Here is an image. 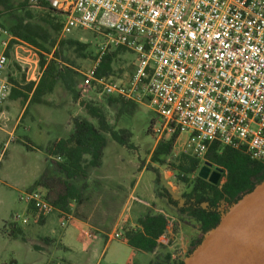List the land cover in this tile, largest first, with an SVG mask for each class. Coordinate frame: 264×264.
Here are the masks:
<instances>
[{
	"label": "built area",
	"instance_id": "2783aa9c",
	"mask_svg": "<svg viewBox=\"0 0 264 264\" xmlns=\"http://www.w3.org/2000/svg\"><path fill=\"white\" fill-rule=\"evenodd\" d=\"M36 5L37 0H31ZM61 17L59 39L72 29L90 31L98 54L83 72L82 90L118 98L152 112L156 142L186 135L184 150L204 164L211 145L229 148L264 165V0H48ZM0 53V106L9 98L6 50ZM26 49L30 46L22 44ZM135 55L125 82L98 76L102 57ZM33 67H36L33 64ZM30 70V68H28ZM34 72V68L32 73ZM8 120L0 113V129ZM13 141L10 139V142ZM8 144L0 148V160ZM21 201L41 217L54 207L39 189ZM65 215V214H63ZM164 216L169 223L168 216ZM26 224L25 218L13 217ZM69 221L64 216L60 226ZM92 239L91 234H87ZM123 238L115 232L112 239ZM167 227L158 249L174 244Z\"/></svg>",
	"mask_w": 264,
	"mask_h": 264
},
{
	"label": "rangeland",
	"instance_id": "374dc122",
	"mask_svg": "<svg viewBox=\"0 0 264 264\" xmlns=\"http://www.w3.org/2000/svg\"><path fill=\"white\" fill-rule=\"evenodd\" d=\"M25 3L26 6L23 8L22 5ZM33 5L31 0H9L6 5H0L1 30H5L8 21H12L14 17L24 18L25 12L30 14L31 23L42 24L46 27L41 23L44 18L41 11L30 8ZM55 35L51 32L52 40L57 41L59 33ZM6 39L7 37L0 33V52L2 42ZM65 39L78 41L85 44L86 48L77 52L74 48L64 46L59 56L54 57L57 50L54 47L56 42L53 45L50 42L44 44L48 53L35 48L28 50L18 43L16 44L17 56L29 60V64L31 61V64L20 63L19 60H15V56H12V69L23 74V67L33 66V62L36 61L39 67V61L43 55L47 59L46 62L55 60L58 68H68L73 73L74 90L81 92L82 88L78 87L82 79L81 74L91 66L98 54L97 40L93 33L81 29H72L61 40ZM134 62L135 55L118 50L110 66L112 80L117 81L118 79L115 74L116 70H121L122 75L131 74ZM56 88V95L49 98L51 104H30L13 136L14 140L8 144L6 154L0 160V264H57L60 258L70 259V262L74 264H149L165 259L166 254L171 255L173 263L182 262L184 264L191 255L189 252L192 249V241L201 238V232L199 225L193 219L179 215L176 208L167 203L165 194L174 201L180 202L181 195L187 191V186L176 180V171L169 165L176 166L175 158L182 153L190 155L184 150L186 135L176 139L171 156L163 165L152 162L151 156L158 143L148 132L152 112L145 107L138 106L135 112L128 117L119 105L114 108L109 106L107 97L94 92V107L103 111L106 122L112 130L115 132L127 130L128 147L120 146L106 133L101 166L98 169H89L85 178L68 180L59 173L54 164L57 159L52 157L53 162L48 161L49 156L45 152L47 146L63 138L67 120L70 115L75 114V107L70 102H66L62 95L70 96L72 102L75 99L65 90L63 84L59 83ZM4 138L7 137L4 136ZM2 146L3 144H0V148ZM203 166L204 164L201 163L200 168ZM47 170L50 171L51 176L45 177L40 186H34L35 181L45 175ZM199 170L195 174H198ZM35 189H39L49 202H53L58 195L68 190L75 200L71 202L72 208H68L69 213L82 217L83 212H87L89 216L93 214L94 223L101 220L102 225L113 226L121 214L116 232L122 233L123 237V228L128 225L127 222H123V219H127V215L131 216L134 209L141 207L145 213L164 214L170 219L168 228L175 240L174 244L162 246L151 254H141L126 247L123 238L98 239L94 241L95 244L92 247L86 244L88 240H79L78 233L75 232L67 241L69 248L62 249L58 246L60 239L64 237V233L74 230V227L67 225L62 228L55 212L50 213L45 228L33 223L27 225L28 222L25 225L21 222H13L15 215L19 217L29 215V213L24 215L29 205L21 201L20 197ZM98 193L103 196L94 197V194ZM101 198L110 199L113 205L99 206ZM68 200L71 201L70 198ZM125 201L127 203L122 214L119 204L123 205ZM144 203L148 206L144 207ZM232 209L233 207L225 208V213L228 214ZM4 227L8 233L17 227L20 234L13 233L11 237L5 235ZM59 232L60 234L63 232L62 237L57 235ZM113 233L110 231L108 235L112 236ZM46 235L52 238L51 246L41 245L42 237ZM88 245L94 250V258L83 254L84 248ZM33 246L41 247V249H33ZM16 257L18 262L14 263ZM149 259H151L150 262H148Z\"/></svg>",
	"mask_w": 264,
	"mask_h": 264
},
{
	"label": "trees",
	"instance_id": "16d2710c",
	"mask_svg": "<svg viewBox=\"0 0 264 264\" xmlns=\"http://www.w3.org/2000/svg\"><path fill=\"white\" fill-rule=\"evenodd\" d=\"M38 3L40 4L41 0H37ZM14 19L15 23L8 28L9 33L39 51L48 53L44 44L50 42L53 45L56 40H52L50 34L39 25L31 23L29 13L25 12L24 18L14 17ZM47 23L53 31L61 29V24L59 23L54 24L51 21ZM64 46L74 48L77 52H81L86 48L85 44L77 41L69 39L60 40L55 47L57 50L54 57L59 56ZM117 51L110 52L102 57L97 71L98 76L110 74L112 59ZM39 68L43 72L41 82L34 91V99L45 93L44 91L48 93L52 92L58 81L73 95L74 99L77 98V94L73 90V73L68 68H58L55 60L46 62V58L43 55H41L39 61ZM81 104L88 116L95 120V124L93 125L87 119L73 118L71 120L72 133L66 139L59 140L45 148L48 156L58 159L56 162L58 171L65 178L72 181L76 178H85L89 169L100 167L103 150L106 145V133L120 146L128 147L127 138H129V134L127 130L115 132L107 124L105 115L101 109L88 103ZM107 104H117L122 110H133L135 107L134 104L118 98L114 100L107 98ZM151 123L152 121L150 125ZM148 132L150 133V127ZM176 139L177 134H173L167 139L158 142L152 153L151 161L163 165L171 156ZM175 160L177 162L176 166L169 165L176 171V180L187 186V191L181 195L180 202L174 201L166 194L165 198L169 205L176 208L179 215L191 218L199 225L201 238L193 243L192 249L189 252L191 254L201 243L204 236L215 229L220 223L221 217L225 213V210H220L222 206L227 209L232 207L264 181V165L249 160L238 151L221 148L217 144H213L208 149L204 164L220 170V174L216 183H211L207 179H202L198 174H195L201 165V162L195 157L182 153ZM41 179L36 183V186L41 185L44 177H41ZM69 198L74 199L67 190L64 196L58 197L52 203V206L54 209L60 208L62 211H65L63 205H65V202ZM167 224L168 222L164 216L145 213L138 218L135 229H129L124 232L126 244L137 252L145 254L154 253L158 249L157 240L165 231ZM13 232L14 229L11 230V235H13ZM149 264L175 263L172 262L171 255L166 254L165 259L156 260Z\"/></svg>",
	"mask_w": 264,
	"mask_h": 264
},
{
	"label": "crops",
	"instance_id": "0c3cea01",
	"mask_svg": "<svg viewBox=\"0 0 264 264\" xmlns=\"http://www.w3.org/2000/svg\"><path fill=\"white\" fill-rule=\"evenodd\" d=\"M8 1L9 0H0V5L1 6L6 5ZM22 6L25 8L26 3H25V5L23 4ZM30 8H32L34 10H37L38 12L41 11V13H42V15L44 17L43 20H41V23L45 24L46 27H44V25H42V24H37V25H39L43 30L47 31L50 34V36H51V32H53V35L56 34L55 36H57V34L59 33L60 30L59 31H53L50 28V26L48 25L47 22L51 21L54 24L55 23L61 24V17H60V15L57 12L53 11L50 8L49 3H48V0H41V3L40 4L38 3L37 5L30 6ZM26 13H28V12H26ZM54 18H55V20H54ZM14 23H15V19L13 18L12 21H8V26H6V29H5L8 32V34L11 36V38L13 40L10 42V46L6 50V54L9 56V63H8L7 68H6V71H5V76L7 77L8 81L10 82V85H11V92H10V95H9L8 100L2 106H0V113H3L6 116L7 120H8V122L6 124V127L4 129H2V130L0 129V144H3V145L6 144V143L9 144L10 143V139L11 140H14V137L13 136H14L16 130L18 129V127L20 126V124L22 122V119L25 116L26 111L28 110L30 104H34V105H49V104H51V101H49V98L50 97H54L56 95V93H55V90L57 89L56 87L59 85V83H61L60 81H58L56 83L55 87L53 88L52 92L48 93L47 91H44L45 93H42V95H40L39 97H37V98L34 99V95L33 94H34V91H35L36 87L41 82L42 72L43 71L38 67L37 61L36 62H33V64H35L36 67H33V66H25V67H23V70H24V72L22 70L23 74L22 73H19V71H17V70H13L12 69V65H11L12 60H13V59H11V58H13L12 56H15V60L16 61L19 60L20 63L29 64L28 63L29 60H27L25 58H20V57L17 56L16 44H18V43L20 45L25 44V45L30 46L31 48L34 49V47H32L31 45H29L27 43H24L23 41L15 38V37H13L9 33L8 28L10 26H12ZM60 40L61 39H58L56 41L54 47L57 46V44H58V42ZM69 40H72V39H69ZM73 41H75V40H73ZM3 51H4V48L2 47V50H1L0 53H2ZM30 64H31V61H30ZM18 66L20 67L21 65L18 64ZM28 68H30V70ZM33 68H34V72L32 73ZM132 71H133V64H132ZM120 73H121V70H116L115 71V74L118 77L117 81H119V82H125V81H127L128 78H129V76L131 75V74H129L127 76V75H124V74L122 75ZM81 77H82V75H81ZM80 86H81V83H80ZM80 86H78V87L80 88ZM73 90H74V88H73ZM90 90L91 91H89V90H82L79 93L74 90L75 93L77 94V98L74 100V102H72L70 96H68L67 94L64 95V96L62 95V97L66 100V102H70L75 107V114L74 115H70L69 120H67V128L65 130V134H64L63 138L57 139V141L66 139L72 133L73 127H72L71 120L73 118L87 119L93 125L95 124L94 123V119H92V118H90L88 116V114L86 113V110L82 107V104H81V103H88V104H91L92 106H94V91L92 89H90ZM71 96L73 97L72 94H71ZM73 99H74V97H73ZM110 99L111 100H114L115 98L114 97H110ZM116 105L117 104H114V105L111 104L109 106H111V107L114 108V107H116ZM137 107L138 106L135 105V107L133 108L134 111L131 110V109H123V110L121 109V110L124 113L128 114V117H129L130 115H132L135 112V110H136ZM107 124H108V122H107ZM4 136H6L7 138L5 139ZM181 137H182V135L179 136V138H181ZM105 139H106V137H105ZM57 141H55V143ZM48 158H49L48 161L53 162L51 156H49ZM57 161H58V159L56 161H54V164L55 165H56V162ZM101 164H102V161H101ZM98 168H96V169H98ZM50 176H51L50 175V171L47 170L45 172V175H43L41 177H44V179H45V177H48L49 178ZM40 179L41 178H38V180L35 181V185L34 186H36V183ZM64 195H65V193L62 194V195H58L56 197V199L58 197H61V196H64ZM97 196H103V195H101L99 193L98 194H94V197H97ZM45 199H46V197H45ZM101 200L102 201H101V204L99 206L106 207L108 205H111V206L113 205L111 203L110 199L104 200L103 198H101ZM74 201H75L74 199H71V201L67 200L65 202V205H63V207L65 208V211H62L60 208L54 209L52 211V213L55 212L56 218H58V220H59V225H60V221L63 219V217L67 215L68 218H69V221L67 222V225H71L72 227H74V230H72L71 232L68 231V232L64 233V237L63 238H61L63 236L62 235L63 232L61 234H60V232L57 233V235H61V237H60L61 238L60 239V244L58 246L60 248H62V249H68L69 247H67V246H69V245H68L67 241L71 238V236L73 234H75V232L78 233V239L79 240H84V239L85 240H88V242H86V244H89L92 247H94V244H95L94 241L95 240L98 241V239H106V238L108 240L112 239V236L111 235H108V234H109L110 231L111 232H114V233L116 232V227L119 225V220L121 219V216L122 215L120 214V217L118 216V221H116V224L113 223V226H108V225L105 226V225H102L103 222L101 220L100 221L98 220V222L94 223V216H93V214H91L90 215L91 217H90L87 212H83L84 213V216L82 217L81 215L80 216H78V215H75L74 216L73 214L69 213L70 212V209H68V208L69 207L72 208V205H73L72 203ZM109 201H110V204H109ZM53 202H50V203L52 204ZM104 202H106V204H103ZM126 203H127V201H125V203L123 205L122 204L121 205L119 204V206L121 207L122 214H123L124 207L126 206ZM143 205H144V207H147L148 206L147 203H144ZM28 213H29L28 216H22V218H25L27 220V222H28L27 225L30 224V223H33L34 225H42L43 228H45L46 225L48 224V222H47L48 221V218L52 214L51 213V214H49L47 216L41 217L38 212H36L34 209L31 208L30 205L25 210V214L24 215H26ZM67 213H69V214H67ZM63 214H65V215H63ZM144 214H145V212H144L143 208L138 207V208L134 209L133 214H131V216L130 215H127V219L126 218L123 219V222L124 223L127 222V224H128L127 226H124V228H123L124 229V232L126 230H129V229H132V230L135 229L137 227V220H138V218L140 216L144 215ZM35 221H37V222H35ZM18 229L19 228L15 227L13 233H18V235H19L20 232H19ZM120 229H122V228H120ZM3 233L5 235L10 236V237L12 236L11 233H8L7 232L6 227L3 228ZM87 234H91L93 236V238L92 239H88L86 237ZM48 236L49 235H46V237H42V241H41L42 244L41 245H44V246H48L49 245V246H51L52 238L51 237H48ZM123 243L125 244L126 247H129L126 244V240H125L124 237H123ZM89 245L84 248L83 254L90 255L91 256L90 258H94V250H92V248L90 249V246ZM35 248L41 249V247L33 246V249H35ZM32 253H34V252L32 251ZM139 253H141V252H139ZM141 254H145V253H141ZM150 261H151V259H149L148 262H150ZM13 262L14 263L18 262V258L16 257ZM59 263L74 264V263H71L70 262V259H65V258H60L59 259ZM59 263L57 262V264H59Z\"/></svg>",
	"mask_w": 264,
	"mask_h": 264
},
{
	"label": "water",
	"instance_id": "95a60500",
	"mask_svg": "<svg viewBox=\"0 0 264 264\" xmlns=\"http://www.w3.org/2000/svg\"><path fill=\"white\" fill-rule=\"evenodd\" d=\"M207 168L198 176L216 183L220 170L209 176ZM232 207L184 264H264V181Z\"/></svg>",
	"mask_w": 264,
	"mask_h": 264
},
{
	"label": "flooded vegetation",
	"instance_id": "af4514ba",
	"mask_svg": "<svg viewBox=\"0 0 264 264\" xmlns=\"http://www.w3.org/2000/svg\"><path fill=\"white\" fill-rule=\"evenodd\" d=\"M214 171H215V168L212 167V166H210V168H207V170H205V172H207L209 176H211V174L214 173ZM220 210H223V211H224V210H225V207L222 206V208H221ZM197 240H198V239H197ZM197 240L192 241V244H191V245H193V243H195ZM191 247H192V246H191ZM191 247H190V248H191Z\"/></svg>",
	"mask_w": 264,
	"mask_h": 264
}]
</instances>
